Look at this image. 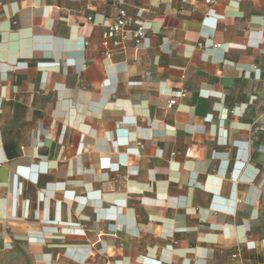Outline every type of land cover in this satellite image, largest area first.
Returning a JSON list of instances; mask_svg holds the SVG:
<instances>
[{"label":"crops","instance_id":"0c3cea01","mask_svg":"<svg viewBox=\"0 0 264 264\" xmlns=\"http://www.w3.org/2000/svg\"><path fill=\"white\" fill-rule=\"evenodd\" d=\"M124 7L0 0V264H264V0Z\"/></svg>","mask_w":264,"mask_h":264},{"label":"built area","instance_id":"2783aa9c","mask_svg":"<svg viewBox=\"0 0 264 264\" xmlns=\"http://www.w3.org/2000/svg\"><path fill=\"white\" fill-rule=\"evenodd\" d=\"M206 4H212L214 0H205ZM119 7L116 18L109 23L101 39L102 53L104 56H112L115 52L127 49L128 43L133 42L135 45L146 37V30L137 17L133 16L124 7V0H116ZM90 19V18H89ZM201 46V45H200ZM176 98H172L168 103V108L176 106Z\"/></svg>","mask_w":264,"mask_h":264}]
</instances>
